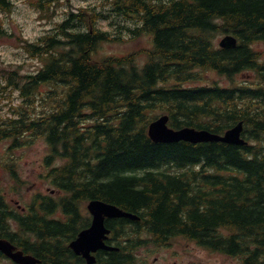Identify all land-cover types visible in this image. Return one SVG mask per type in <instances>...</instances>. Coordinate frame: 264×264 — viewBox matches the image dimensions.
<instances>
[{"label":"trees","instance_id":"obj_1","mask_svg":"<svg viewBox=\"0 0 264 264\" xmlns=\"http://www.w3.org/2000/svg\"><path fill=\"white\" fill-rule=\"evenodd\" d=\"M53 1L33 4L44 10ZM107 1L106 11L71 14L61 25L63 38L46 36L27 45L44 64L37 74L7 73L26 105L42 101L45 107L38 117L29 108L14 109L19 118L0 120V141L13 138L16 144L34 131L50 145L48 160L62 162L53 163L51 174L61 195L41 206L43 214L58 217H34L26 226L39 236L33 254L43 264H83L71 258L68 244L89 224L82 204L99 199L139 215L157 237L179 234L246 254L247 264H264V87L193 84L207 70L230 79L254 70L264 82L262 53L255 48L264 45V0ZM10 6L0 0V11ZM110 19L121 34L151 35L153 48L101 56V44L114 38L100 21ZM219 33L235 35L238 46L217 47ZM160 113L169 114L175 128L217 134L243 121L255 145L155 143L148 125ZM0 166L17 178L16 160ZM4 212L0 203V222ZM129 223L117 220L122 242L133 234ZM134 246L105 253L99 264H132ZM3 259L0 252V264Z\"/></svg>","mask_w":264,"mask_h":264},{"label":"rangeland","instance_id":"obj_2","mask_svg":"<svg viewBox=\"0 0 264 264\" xmlns=\"http://www.w3.org/2000/svg\"><path fill=\"white\" fill-rule=\"evenodd\" d=\"M12 7L9 11L0 12V86L1 84H7V78L9 75L2 76L4 70H18L20 75H28L36 73L43 65L39 59L32 58L30 54L23 48V35L13 27L12 30H5L3 27V18L5 14H10L14 8V4L17 0H11ZM20 3H24L29 9L33 10L36 15L33 18V22L40 28V34L35 36L31 42H38L44 35L53 33L58 28V25L64 20L68 12L73 9H79L80 7H91V6H101L103 0H58L56 6L54 7L55 14L50 19H43L42 15L36 8L32 5L33 0H19ZM55 18H59L58 20ZM116 23H119L116 20ZM105 26L109 24L104 23ZM133 25V24H129ZM110 29H113L110 27ZM35 30V29H34ZM129 40L122 43H105L100 50V55H124L133 50H139L141 48H150L152 46V38L148 35H143L137 39H130L128 35H124ZM222 37H218L217 42L220 43ZM28 40V39H27ZM217 43V44H218ZM15 49L16 51L13 55H19L20 51L26 54V59L22 63H12L5 59V48ZM258 50L264 52V45H260ZM27 52V53H26ZM204 77L208 80L216 79L221 84L230 85V81L226 77L219 76L215 72L209 71ZM256 74L252 71H246L241 74L236 75L235 82H241L244 80H255ZM205 80V79H204ZM46 90V88H45ZM6 90L2 93L0 87V117H6L9 115L12 109V105L20 106L23 104V100L20 99L19 93L15 90L12 93ZM10 95V97H9ZM35 107L40 109L43 108L42 103L37 102ZM27 138L26 145H20L18 149L9 151V147L12 141L7 140L0 144V160L9 159L13 156L18 163V170L20 178L27 184L22 188L16 185L10 180V175L6 172L4 168L0 167V190L6 194L9 200L16 199L20 201L23 205L29 204L35 195L43 194L49 195L48 190L51 188L49 182L42 178V175L47 173L45 166V158L50 154V148L48 142L45 138L36 137L29 135ZM59 164V162L57 163ZM44 165V166H43ZM22 189V190H21ZM85 215L88 214L87 207L83 209ZM183 251L186 252H197L200 256L197 258L185 257L180 264H189L195 261L200 263H212V264H235L234 261L227 258H218L207 255L200 250H194L187 245H182ZM145 249L139 250V257L145 255ZM194 259L192 262L191 260ZM3 264H12L9 261H4Z\"/></svg>","mask_w":264,"mask_h":264},{"label":"water","instance_id":"obj_3","mask_svg":"<svg viewBox=\"0 0 264 264\" xmlns=\"http://www.w3.org/2000/svg\"><path fill=\"white\" fill-rule=\"evenodd\" d=\"M231 41V38H227L222 45L227 46ZM168 120L169 118L164 116L150 126L149 134L154 141L165 143L178 142L181 140L191 141L193 143L207 141H223L230 144L244 143V141L240 139L242 124L229 131L225 137H220L207 131L197 132L187 128L174 131L168 128ZM89 209L94 217L93 224L89 229L83 231L79 235V238L72 244V246L78 255H83L87 259L89 258L90 263H93L95 260L90 253L96 252L100 249H109L105 245V240L109 233V230L105 226L106 218L128 217L131 219H138V217L131 213L123 212L116 206L100 201H92L89 205ZM0 250L17 263H38V261L31 256H24L20 252H14V248L7 242L0 241Z\"/></svg>","mask_w":264,"mask_h":264},{"label":"flooded vegetation","instance_id":"obj_4","mask_svg":"<svg viewBox=\"0 0 264 264\" xmlns=\"http://www.w3.org/2000/svg\"><path fill=\"white\" fill-rule=\"evenodd\" d=\"M8 214L10 216L14 217L13 212L8 211ZM30 222L31 221H29L28 219L25 221V223H27V224H29ZM0 223H2L4 225L3 226L4 229L9 228L8 225L6 223H4V221H2ZM107 224H108L111 232L120 231V228L117 227L118 225H117V222H115V219L108 220ZM128 226L132 227L135 230V235H140V237H148V239L146 240V245H147L149 254H148V256H145V262L147 264H179V261H182L183 253H180V254L176 253L174 255L173 254L167 255L169 248L174 249V247H176L180 244L181 239H185V238L181 237L182 235L176 236L174 238L173 242L168 243L167 242V238H169L168 234L158 235V237H157L156 234L150 230V228L147 226V224L143 223L142 219L140 221H135L133 223H129ZM111 236H112V233H111ZM157 239L163 241L164 245L163 246L158 245L155 242V240H157ZM188 241H190L193 245H199L200 246V242L197 239L188 240ZM153 250L161 251L162 255L160 257L155 255L153 259L150 258ZM212 250H214L216 252L219 251L220 253H222L223 256H229L232 259H234V261H237V260L243 261L242 259L239 258L238 255H233L231 253L223 252L219 248H213ZM174 256H176L175 259H173ZM189 264H204V263H200L199 261H195V262L189 263Z\"/></svg>","mask_w":264,"mask_h":264},{"label":"clouds","instance_id":"obj_5","mask_svg":"<svg viewBox=\"0 0 264 264\" xmlns=\"http://www.w3.org/2000/svg\"><path fill=\"white\" fill-rule=\"evenodd\" d=\"M36 13L29 9L24 3L19 0L14 4V8L10 14H5L3 18V27L5 30H12L15 27L24 38L32 40L35 36L40 34V28L33 22ZM59 19V18H55ZM35 29V30H34ZM5 59L12 63H22L27 58L23 51L19 55H13L15 49L5 48Z\"/></svg>","mask_w":264,"mask_h":264}]
</instances>
